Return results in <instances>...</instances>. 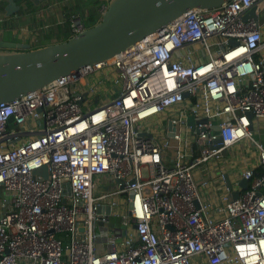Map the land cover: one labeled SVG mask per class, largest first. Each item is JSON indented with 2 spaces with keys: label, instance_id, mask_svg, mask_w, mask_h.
<instances>
[{
  "label": "built area",
  "instance_id": "2783aa9c",
  "mask_svg": "<svg viewBox=\"0 0 264 264\" xmlns=\"http://www.w3.org/2000/svg\"><path fill=\"white\" fill-rule=\"evenodd\" d=\"M84 28L69 18V36ZM102 68L119 88L93 105L85 78ZM21 130L44 134L0 143V264H264V0L188 10L0 103V137ZM247 143L253 160L220 166ZM100 175L112 188L94 193ZM114 215L98 252L97 227Z\"/></svg>",
  "mask_w": 264,
  "mask_h": 264
},
{
  "label": "water",
  "instance_id": "95a60500",
  "mask_svg": "<svg viewBox=\"0 0 264 264\" xmlns=\"http://www.w3.org/2000/svg\"><path fill=\"white\" fill-rule=\"evenodd\" d=\"M38 4L42 0H31ZM229 0H108L99 20L81 32L65 40L31 47L30 44L13 40L12 29L0 31V103L38 90L53 80L74 74L80 67L106 62L114 55L125 50L148 34L160 30L167 23L191 9H214ZM3 16L11 17L21 10L15 0H0ZM253 16L251 8L245 17ZM230 44L236 43L233 39ZM189 94L184 93V97ZM97 102V99H95ZM12 116L8 118L11 123ZM41 129V125H39ZM214 129H218L215 126ZM44 134L43 130H21L0 137V143L9 139L17 141L22 137ZM218 138L214 148L220 147ZM223 151L222 154H225ZM45 166L36 172H43ZM115 179V182H122ZM132 182V180L130 181ZM231 187V183L227 180ZM238 185L245 189L247 180L242 179ZM69 193V184L65 185ZM129 196L132 192L128 193ZM239 191H233L228 197L235 199ZM130 207V204H128ZM103 207L98 206L97 211ZM109 213L110 206H104Z\"/></svg>",
  "mask_w": 264,
  "mask_h": 264
},
{
  "label": "crops",
  "instance_id": "0c3cea01",
  "mask_svg": "<svg viewBox=\"0 0 264 264\" xmlns=\"http://www.w3.org/2000/svg\"><path fill=\"white\" fill-rule=\"evenodd\" d=\"M68 1L71 4H74L77 0H68ZM68 1L63 0L60 3H48V4H47V2H45V0L40 1L39 4H42L43 6H45L46 4L47 5L43 8H41L40 10L34 12L35 13L34 15L37 18L36 20L38 22L37 25L33 24L32 22H28V21L25 22L26 20H29L30 17H32L31 14H24L22 16H18V15L11 16L10 20H12V22H13L12 25L15 26L16 29L22 28L24 31L18 35L16 32H12V36L15 35L13 40H15L17 42H21V43L30 44L31 47H38V46L47 45L50 43L59 42V41H62V40H65L66 38H68L70 30L68 27L64 26V21H65L67 15L71 11L69 8L64 7L65 3ZM78 1L81 3V6H87L91 0H83V1L78 0ZM98 1H102V0H98ZM104 1H106V0H104ZM101 6H103V5H101ZM101 6H96V4L94 6V4H91L90 8L92 11L94 10L93 13H96V12L98 13V12H100ZM88 8L89 7H87L86 10ZM84 14H87V11H84ZM100 16H101V12H100ZM20 20H22V21H20ZM6 23H7V20H6ZM32 24H33V28H29L30 25H32ZM35 26L41 27V28L42 27L46 28V30H44L45 33H49L50 35L46 36V37H42V35L35 34L36 33ZM41 32L42 31H40V33ZM36 36H38V38ZM111 76L112 77L115 76V73L113 70H111ZM237 146H240V145H236L233 147L237 148ZM102 177H105L106 179H108L105 175H100L97 177L96 181H97L98 185L101 187L105 186V184L102 182ZM112 218L110 219L108 224L101 225V227L104 229V235H103L102 239L97 237L96 250L98 252H105V251L109 250L110 246L107 244V239H108L107 236L109 235L110 230H112V228H119V226H120L118 219H116V221H115V220H112ZM122 235H124V230H121V232L119 234V236H122ZM117 240H119V239H117Z\"/></svg>",
  "mask_w": 264,
  "mask_h": 264
},
{
  "label": "rangeland",
  "instance_id": "374dc122",
  "mask_svg": "<svg viewBox=\"0 0 264 264\" xmlns=\"http://www.w3.org/2000/svg\"><path fill=\"white\" fill-rule=\"evenodd\" d=\"M34 14L35 13H32L33 18L35 19L34 22H32V20H26L25 22L28 21V22H32L33 24L37 25L38 23L36 20L37 18ZM260 20H262V18H260ZM12 23H13L12 20H7L6 24L12 25ZM33 24L30 25L29 28H33ZM35 29H36L35 34L37 35H42L43 33L45 34L44 30H46V28L35 26ZM40 31L42 32L40 33ZM15 32L18 35L24 31L22 28H17L15 29ZM36 37L38 38V36ZM42 37H46V36L42 35ZM111 70H112L111 68H102L98 72L92 73L85 78L86 82L88 83V86H90L91 90L93 91V93L89 92V94L87 95V99L90 100L93 105L97 102L104 101L116 95L117 90L119 88V79L116 76V74L113 77L111 76ZM95 98L97 99V102H94ZM187 121H188V124H193L191 115L188 116ZM253 136L256 139L259 138L257 134H254ZM249 146H250V143H247V144H241L240 146H237V148L231 147L230 149H228L227 152L222 157L223 159L220 163V166L221 167L223 166V168H226L229 171V173H231L230 165L234 163L235 161L239 162L240 160L247 159V158L249 160H253L255 153L254 151H252V149ZM102 182L105 184V186L101 187L102 190H105V189L109 190L112 188V182L110 180L106 179L105 177H102ZM98 190H100V188H99V185L97 184V187L95 186L94 188V193H96ZM122 208H123V204L119 202L117 211H121ZM116 219H117V216L114 215L112 220L116 221ZM101 225L102 224H99V226L97 227V235L100 239H102L104 235V229L101 227Z\"/></svg>",
  "mask_w": 264,
  "mask_h": 264
},
{
  "label": "trees",
  "instance_id": "16d2710c",
  "mask_svg": "<svg viewBox=\"0 0 264 264\" xmlns=\"http://www.w3.org/2000/svg\"><path fill=\"white\" fill-rule=\"evenodd\" d=\"M15 1L21 5V10L18 11L16 13V15L22 16L24 14H31L32 15V13H34V12L40 10L41 8L45 7L48 3H60L63 0H45V2H47V4L45 6H43L42 4H39V3L34 4L31 0H15ZM2 3L3 2H0V27H2V25L6 24L5 23L6 20H10V18H11V17L3 16V14H2L3 13ZM106 3H107V0L106 1H104V0H102V1L91 0L87 6H81V3L78 0L74 4H71L69 1L66 2L64 7L69 8L71 11L67 15V17L64 21V26L69 28V18L71 16H79L81 19V22L83 23V25L85 27H89V26L93 25L94 23H96L99 20L100 12L93 13L94 10L92 11L90 8L91 4H94V6H95V4H96V6H101V5H106ZM87 7H89V8L86 10ZM84 11H87V14H84ZM29 20H32V22H34L35 19L32 16V17H30ZM42 35L48 36L49 34L43 33ZM69 35H70V33H69Z\"/></svg>",
  "mask_w": 264,
  "mask_h": 264
},
{
  "label": "flooded vegetation",
  "instance_id": "af4514ba",
  "mask_svg": "<svg viewBox=\"0 0 264 264\" xmlns=\"http://www.w3.org/2000/svg\"><path fill=\"white\" fill-rule=\"evenodd\" d=\"M6 28L12 29L13 32H15V29H16V27L13 26V25H7V24H5V25H2V27H0V31L2 29H6Z\"/></svg>",
  "mask_w": 264,
  "mask_h": 264
}]
</instances>
